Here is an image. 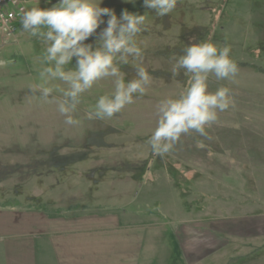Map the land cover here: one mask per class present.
Here are the masks:
<instances>
[{
    "label": "rangeland",
    "instance_id": "obj_1",
    "mask_svg": "<svg viewBox=\"0 0 264 264\" xmlns=\"http://www.w3.org/2000/svg\"><path fill=\"white\" fill-rule=\"evenodd\" d=\"M34 6L51 4L31 1L25 10ZM101 7L117 16L124 9L146 15L136 39L150 84L113 117L88 120L85 113L97 98L113 90L111 78L98 81L77 105L80 123L69 126L54 103L29 90L43 82L44 42L23 32L20 20L14 34L0 33V61L6 62L0 66V194L21 178L15 192L29 196L32 178L52 169L84 173L99 167L102 173L95 177L135 186V210L147 208L172 220H205L200 225L220 236L209 243L221 246L212 264H264V0H178L163 17L145 8L143 0H103ZM209 35L217 47H230L238 71L227 80L210 77L208 90L227 87L234 107L218 112L205 135L182 134L169 153L155 156L147 140L155 128L156 106L178 94L188 79L182 71L173 75L175 58L184 45ZM133 63L130 58L121 68L126 79L135 78ZM109 167L114 172L103 170Z\"/></svg>",
    "mask_w": 264,
    "mask_h": 264
},
{
    "label": "clouds",
    "instance_id": "obj_2",
    "mask_svg": "<svg viewBox=\"0 0 264 264\" xmlns=\"http://www.w3.org/2000/svg\"><path fill=\"white\" fill-rule=\"evenodd\" d=\"M177 2L143 0V6L163 17L176 8ZM45 3L51 6H34L21 13V30L45 44L39 73L43 82L29 90L43 101L54 103L65 124L80 123L74 115L77 105L82 94L98 81L111 78L113 90L97 98L94 107L85 113L88 120L111 118L132 104L134 96L145 93L152 77L142 66L143 49L136 37L146 25V15L124 9L117 16L112 8L101 7L103 0ZM182 53L175 58L172 73L178 76L182 71L188 77L187 83L178 94L161 99L156 106L155 128L147 140L155 156L169 153L182 134L195 131L205 135L206 126L217 121L218 112L234 107L227 87L208 90L210 77L219 81L237 74V65L229 56L230 47H217L209 35L184 45ZM130 58L135 62V78L126 79L127 73L121 68L130 64ZM4 63L0 61V66ZM53 81L62 86L52 84ZM54 91L60 95H53Z\"/></svg>",
    "mask_w": 264,
    "mask_h": 264
},
{
    "label": "crops",
    "instance_id": "obj_3",
    "mask_svg": "<svg viewBox=\"0 0 264 264\" xmlns=\"http://www.w3.org/2000/svg\"><path fill=\"white\" fill-rule=\"evenodd\" d=\"M96 169L41 173L29 196L15 192L21 178L11 183L0 194V264H212L220 236L205 220L135 210V186Z\"/></svg>",
    "mask_w": 264,
    "mask_h": 264
},
{
    "label": "built area",
    "instance_id": "obj_4",
    "mask_svg": "<svg viewBox=\"0 0 264 264\" xmlns=\"http://www.w3.org/2000/svg\"><path fill=\"white\" fill-rule=\"evenodd\" d=\"M31 1L36 0H0V33L5 36L15 33L22 10H25V4Z\"/></svg>",
    "mask_w": 264,
    "mask_h": 264
}]
</instances>
